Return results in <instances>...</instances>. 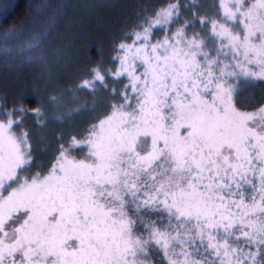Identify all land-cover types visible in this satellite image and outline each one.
I'll return each instance as SVG.
<instances>
[{"label": "rangeland", "instance_id": "obj_1", "mask_svg": "<svg viewBox=\"0 0 264 264\" xmlns=\"http://www.w3.org/2000/svg\"><path fill=\"white\" fill-rule=\"evenodd\" d=\"M137 3L149 25L63 88L53 17L0 33V81L61 92L0 94V264H264V102L236 99L264 88V0Z\"/></svg>", "mask_w": 264, "mask_h": 264}, {"label": "trees", "instance_id": "obj_2", "mask_svg": "<svg viewBox=\"0 0 264 264\" xmlns=\"http://www.w3.org/2000/svg\"><path fill=\"white\" fill-rule=\"evenodd\" d=\"M137 2L138 0H0V33L4 35L13 29L23 28L34 35L43 30L44 23L53 17L56 30L50 29L48 24L46 27L53 30L55 45L62 46V42L66 41L80 59L78 67L66 68V77L57 79V83H61L63 88L73 85L81 74L85 75L90 69L110 64L118 46L128 41L134 32L149 25L151 19L144 11H140ZM40 12L42 13L38 14ZM181 12L185 16L182 9ZM77 68L81 71L80 74L77 73ZM2 78L0 94L5 96L8 105L14 103L18 106L23 103L29 108H42L47 97L61 94L60 90L51 87L45 93H36L31 88L23 91L24 78L16 75ZM236 99L243 109H255L264 102V88L254 85L241 87L236 93ZM61 133L59 131L57 134ZM68 136L70 133L67 129L66 137ZM37 159L46 160V157L38 154Z\"/></svg>", "mask_w": 264, "mask_h": 264}]
</instances>
